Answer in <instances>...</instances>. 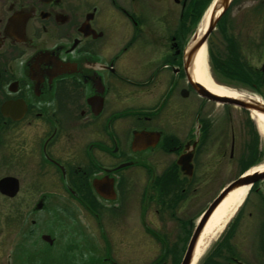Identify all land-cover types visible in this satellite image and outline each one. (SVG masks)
Listing matches in <instances>:
<instances>
[{
	"label": "flooded vegetation",
	"instance_id": "af4514ba",
	"mask_svg": "<svg viewBox=\"0 0 264 264\" xmlns=\"http://www.w3.org/2000/svg\"><path fill=\"white\" fill-rule=\"evenodd\" d=\"M262 10L245 25L264 42ZM196 13L187 0H0V264H50L44 212L90 243L84 264H180L209 206L252 163L238 161L197 207L222 169L203 114L218 103L189 77ZM258 73L264 86V63ZM191 98L193 123L182 107ZM248 187L194 264H264V178ZM124 239L160 252L120 257Z\"/></svg>",
	"mask_w": 264,
	"mask_h": 264
},
{
	"label": "rangeland",
	"instance_id": "374dc122",
	"mask_svg": "<svg viewBox=\"0 0 264 264\" xmlns=\"http://www.w3.org/2000/svg\"><path fill=\"white\" fill-rule=\"evenodd\" d=\"M193 1L187 0L188 9L194 12L197 11L193 24L190 22L188 26L189 39L196 31L199 22L197 20L198 15L203 12V7L205 9L209 2V0H199L197 4V2ZM259 1L261 0H233L225 15L219 20L217 27L210 33L205 48L207 69L214 83L242 93L255 94L264 100V86L260 85V76L262 74L258 73L262 63H264V52L259 49V47L264 46V42L253 31H248V27L245 25L247 16L251 13L252 8L257 7L258 10L263 11L264 4L261 5ZM233 56L241 60L240 65L245 69L243 74L233 73V68L229 64L226 65L225 69L220 67L226 64L228 60H231ZM214 59H216V63L213 61ZM249 70L252 74L248 73ZM234 76L245 78V80H238ZM246 81L248 82L246 83ZM206 104L203 105V114L204 116L205 114L209 116V121L216 124L219 131V159L222 173L208 187L207 192L198 201L197 207L206 205L216 191L237 174L240 166L238 161L250 162L247 147L251 142L253 144L252 140L256 141L257 139L256 148L259 150L260 156L256 163L247 165V167L250 166L251 168L249 167V169H252L264 164V138L258 131L256 123L252 119V114L229 104L218 103L214 106L209 103ZM198 105L199 101L197 102L192 98L182 102L184 113H188V121L191 123L194 122V115ZM179 118L182 121L183 117L180 116ZM232 136L234 138V151L232 160H230L228 155ZM222 151L225 154H221ZM42 215L43 218L39 223L38 230L48 231L54 237L52 245H39V253H44V261L50 264H84L87 257H90L88 255L91 252L90 243L83 239H77V230L75 231V228L68 221L56 215H48L45 212ZM127 234V230H124L122 236L126 237ZM123 242L122 245L114 249V252H118L120 257L123 258L131 257L128 255L130 253L141 261L154 255L156 256L160 252L159 244L151 245L141 240L132 249L125 239ZM34 243L33 245L30 244L29 240L28 252L35 247Z\"/></svg>",
	"mask_w": 264,
	"mask_h": 264
},
{
	"label": "bare ground",
	"instance_id": "6f19581e",
	"mask_svg": "<svg viewBox=\"0 0 264 264\" xmlns=\"http://www.w3.org/2000/svg\"><path fill=\"white\" fill-rule=\"evenodd\" d=\"M211 12V6L204 12L202 18L199 20L196 27V35L201 36L207 27L209 16ZM191 75L195 82L203 85L210 92L217 94L219 96H231L237 98H253L257 100H262L259 96L251 93H242L224 86H220L210 78V74L206 65V48L205 44L202 45L192 58V65L190 69ZM252 119H254L257 129L264 138V116L260 113H252ZM264 164L258 167H254L249 170L253 171H263ZM248 186H242L231 191L216 207L209 219L207 220L193 252L192 264L196 262L199 256L204 252L208 242L214 234L221 228L224 221L232 213L235 207L241 202L245 196Z\"/></svg>",
	"mask_w": 264,
	"mask_h": 264
},
{
	"label": "water",
	"instance_id": "95a60500",
	"mask_svg": "<svg viewBox=\"0 0 264 264\" xmlns=\"http://www.w3.org/2000/svg\"><path fill=\"white\" fill-rule=\"evenodd\" d=\"M232 0H213L211 6V12L208 20V24L204 32L201 36L196 35V32H194L191 36V38L188 41L187 46V57L192 62V58L197 52V50L204 45L207 42V39L214 30L217 22L222 17V15L227 11L231 4ZM189 77L194 85V89L198 93L199 96L206 98L208 100L214 101L216 103L221 104H229L233 105L235 107H238L240 109L246 110L249 113H260L264 116V100H257L253 98H237V97H231V96H219L217 94H214L207 90L203 85L199 84L198 82H195L191 72L189 71ZM137 141V135L134 136L133 145ZM264 178V170L263 171H253L249 172L245 171L244 174H242L241 177L237 178L236 180L232 181L230 184H228L221 193L217 196V198L212 202V204L209 206L205 214L203 215L201 221L199 222L197 228L195 229V232L189 242L187 251L181 260L180 264H191L192 260V254L195 247V243L197 240V237L203 227V224L209 217V215L216 209V207L221 203V201L233 190L236 188L242 187V186H248L253 181L257 179H263Z\"/></svg>",
	"mask_w": 264,
	"mask_h": 264
},
{
	"label": "trees",
	"instance_id": "16d2710c",
	"mask_svg": "<svg viewBox=\"0 0 264 264\" xmlns=\"http://www.w3.org/2000/svg\"><path fill=\"white\" fill-rule=\"evenodd\" d=\"M199 0H194L193 2H197V4L199 3L198 2ZM201 1H203V0H201ZM208 1V0H207ZM212 0H209V2H208V4L206 5V7L209 5V3L211 2ZM207 3V2H206ZM203 4H205V3H203ZM195 5V4H194ZM192 6H193V3H192ZM206 7H205V9H206ZM204 7H203V12H204ZM202 15V13L201 14H199L198 15V17H197V20H199L200 19V16ZM225 15V14H224ZM223 15V16H224ZM215 63H216V59H214L213 60ZM240 63H241V60H239V58L238 57H236V56H233L232 57V59L231 60H228L227 61V63L226 64H224L223 66H220L221 68H223V69H225L226 68V65L227 64H229L230 66H231V68H233L232 69V72L233 73H236V74H243L244 72H245V69L240 65ZM238 65H240V66H238ZM243 69H242V68ZM251 73L252 74V72L249 70L248 71V73ZM234 77H236V78H238V80H245V78H240V77H237V76H234ZM247 80V79H246ZM248 81H246V83H247ZM249 156H250V159L252 160V163H250L251 165L254 163V161H256L257 160V158L260 156V153H259V151H258V149L256 148V145L255 144H251L250 146H249ZM249 164V165H250Z\"/></svg>",
	"mask_w": 264,
	"mask_h": 264
}]
</instances>
